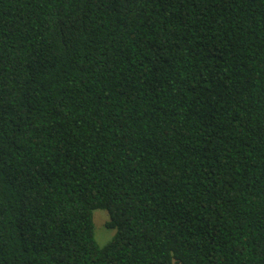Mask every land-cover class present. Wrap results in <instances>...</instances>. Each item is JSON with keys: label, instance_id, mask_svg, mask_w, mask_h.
<instances>
[{"label": "trees", "instance_id": "16d2710c", "mask_svg": "<svg viewBox=\"0 0 264 264\" xmlns=\"http://www.w3.org/2000/svg\"><path fill=\"white\" fill-rule=\"evenodd\" d=\"M174 263L264 264V0H0V264Z\"/></svg>", "mask_w": 264, "mask_h": 264}, {"label": "rangeland", "instance_id": "374dc122", "mask_svg": "<svg viewBox=\"0 0 264 264\" xmlns=\"http://www.w3.org/2000/svg\"><path fill=\"white\" fill-rule=\"evenodd\" d=\"M95 238L100 246L105 245L114 236L116 230L107 226L109 220L108 211L103 208L95 209L93 212ZM177 264V263H174Z\"/></svg>", "mask_w": 264, "mask_h": 264}]
</instances>
